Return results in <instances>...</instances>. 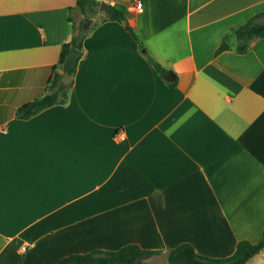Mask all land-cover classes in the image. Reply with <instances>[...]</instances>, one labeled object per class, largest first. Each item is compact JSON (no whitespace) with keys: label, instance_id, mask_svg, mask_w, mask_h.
<instances>
[{"label":"crops","instance_id":"crops-1","mask_svg":"<svg viewBox=\"0 0 264 264\" xmlns=\"http://www.w3.org/2000/svg\"><path fill=\"white\" fill-rule=\"evenodd\" d=\"M96 1L125 20L98 7L64 102L17 119L64 73L76 0H0V264L127 245L167 255L183 243L221 259L259 242L264 38L215 51L264 0Z\"/></svg>","mask_w":264,"mask_h":264},{"label":"trees","instance_id":"trees-1","mask_svg":"<svg viewBox=\"0 0 264 264\" xmlns=\"http://www.w3.org/2000/svg\"><path fill=\"white\" fill-rule=\"evenodd\" d=\"M98 7L99 2L96 0H76L74 6L67 8V19L72 24L74 35L70 42L63 44L61 47L58 65L62 70L65 71L68 51L75 44L76 35L81 31L83 20L85 18H91ZM75 12H79L82 15V19L77 24L73 19ZM106 12L110 20L117 22H123L125 20L124 15L113 7L106 10ZM125 29L137 44L141 46L132 29L128 25L125 26ZM232 37L239 40L235 51L237 53H245L254 39L264 38V12L255 14L242 26L230 29L222 38L219 47L215 51L216 55L222 51L230 50L229 41ZM149 62L157 74L162 75L166 71L165 68L161 67L153 59L150 58ZM74 72L75 69L71 71L70 75L74 74ZM173 85V83L169 84V86ZM66 97L67 90L60 85L59 74H54L48 80L43 95L18 107L15 112V117L17 119H28L42 110L58 104L60 98ZM263 249L264 228L262 230V238L259 242L251 243L248 240H240L237 242L233 254L226 258L215 259L200 256L190 244L183 243L167 253V262L168 264H248ZM147 254H150V252L143 251L136 245H127L117 251H93L87 254L70 255L59 260L56 264H138L137 260Z\"/></svg>","mask_w":264,"mask_h":264},{"label":"water","instance_id":"water-1","mask_svg":"<svg viewBox=\"0 0 264 264\" xmlns=\"http://www.w3.org/2000/svg\"><path fill=\"white\" fill-rule=\"evenodd\" d=\"M109 9H111L109 5H107L104 2H100L99 10L103 11V10H109ZM91 23H92V20L90 18H85L83 20L81 31H79L76 35L75 44L68 51L67 59L65 62V71L59 77V83L63 88H68L72 83V78L70 74H71V71H73L76 68L77 61L82 56V52L79 49V47L81 46V43L86 35V30L88 29ZM125 23L127 22L125 21ZM162 77L167 82H171L174 78L173 73L169 70L165 71L162 74ZM63 102H64V99H60V103H63ZM137 263L138 264H168L167 255L163 252L147 254V255L140 257L137 260Z\"/></svg>","mask_w":264,"mask_h":264},{"label":"rangeland","instance_id":"rangeland-1","mask_svg":"<svg viewBox=\"0 0 264 264\" xmlns=\"http://www.w3.org/2000/svg\"><path fill=\"white\" fill-rule=\"evenodd\" d=\"M75 18L77 19V21L80 20L81 19L80 14L75 13ZM249 264H264V251L259 255H257L256 257H254V259H252Z\"/></svg>","mask_w":264,"mask_h":264},{"label":"built area","instance_id":"built-area-1","mask_svg":"<svg viewBox=\"0 0 264 264\" xmlns=\"http://www.w3.org/2000/svg\"><path fill=\"white\" fill-rule=\"evenodd\" d=\"M141 8H142V4L141 3H136V4H133V5L128 6L127 9H128V11H134V12H136V11H140Z\"/></svg>","mask_w":264,"mask_h":264}]
</instances>
